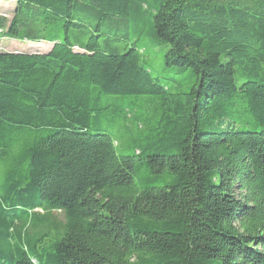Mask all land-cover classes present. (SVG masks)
Segmentation results:
<instances>
[{
    "label": "trees",
    "instance_id": "obj_1",
    "mask_svg": "<svg viewBox=\"0 0 264 264\" xmlns=\"http://www.w3.org/2000/svg\"><path fill=\"white\" fill-rule=\"evenodd\" d=\"M3 1L0 264H264V0Z\"/></svg>",
    "mask_w": 264,
    "mask_h": 264
},
{
    "label": "rangeland",
    "instance_id": "obj_2",
    "mask_svg": "<svg viewBox=\"0 0 264 264\" xmlns=\"http://www.w3.org/2000/svg\"><path fill=\"white\" fill-rule=\"evenodd\" d=\"M15 7V2H8L0 0V15L11 17V13ZM52 45L48 43H30L21 42L18 40H11L6 37L0 36V51L6 52H46L51 49ZM148 61L151 62L150 66L154 71V74L160 77H166L170 75V72L164 68L163 59L161 57H148ZM59 218H63L58 213Z\"/></svg>",
    "mask_w": 264,
    "mask_h": 264
}]
</instances>
